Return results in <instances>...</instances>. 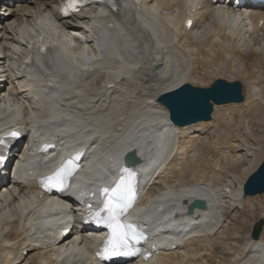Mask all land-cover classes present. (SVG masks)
Instances as JSON below:
<instances>
[{
	"label": "bare ground",
	"instance_id": "bare-ground-1",
	"mask_svg": "<svg viewBox=\"0 0 264 264\" xmlns=\"http://www.w3.org/2000/svg\"><path fill=\"white\" fill-rule=\"evenodd\" d=\"M7 1L0 7L4 9L0 12V49L11 52L9 59L13 63L18 48L11 50V45L17 36L25 38L29 34L28 28L20 27V22L32 21L41 5L50 7L55 0ZM123 1L124 8L128 0ZM181 2L159 1L157 12L164 18L160 26L166 31L161 38L140 30L123 45L122 52H103V59L96 62L82 54L84 60L74 68L62 56L57 58L59 67L64 69L62 74L74 81V89L58 99V112L54 116L66 121L65 125L62 123L59 129L44 134L42 126L35 124L32 140L36 145L51 143V147L46 153L31 155L17 169L16 178L9 180V191L19 180L30 184L33 176L44 172L54 152L59 148L63 153L72 152L76 143L82 141V132L91 129V136L122 138L120 149L126 142V148L134 147L144 157L138 169L139 197L151 204L149 213L141 217V225L149 231L146 245L161 253L159 264H264V227L258 240L250 237L249 229L243 244L231 238L233 233L226 235L234 213L246 214L242 185L264 157V23L259 24L264 11L242 10L233 16L204 6L201 14H197L195 29L184 31L174 18ZM7 10L12 11L10 16H5ZM122 11L117 13L116 20L127 31L135 25V19L130 9ZM98 15L97 24L109 20L100 11ZM35 23L51 31L43 18ZM79 29L76 25L68 27L70 32ZM98 36L101 38L99 30ZM119 54L125 55L123 63L116 61ZM0 68L11 84L9 99L24 100L29 93L18 83L26 81L25 69L17 65L5 68L1 58ZM213 77L240 80L244 100L215 104L208 121L184 126L171 124L168 110L157 101V95L183 80L205 86ZM42 80L46 88L51 86L46 73H42ZM106 82L115 85L108 87ZM6 112H0V137L9 130ZM148 112L152 114L146 116ZM236 113L245 118L244 136L237 135V131L235 136H229L223 128L226 119ZM31 126V121L23 117L12 123L11 128L27 133ZM209 137L212 141L206 142ZM120 152L119 149L111 152L108 159L117 158ZM243 159L251 164L242 173H229L233 180L222 183L220 172L224 165L236 166ZM111 166L106 163L103 166L106 174ZM98 174L101 172L97 177ZM234 180L237 186L232 185ZM69 191L66 190V195L74 193ZM161 193L164 195L156 201ZM195 196L207 200V210L197 212L198 217L182 214L174 217L181 207L180 200ZM68 200L72 203V199ZM4 203L0 200V264H75L90 260L82 246L70 250L61 247L62 241L71 238L70 220L74 216L61 205L46 207L38 198L20 213L10 205L9 215ZM163 203L169 204V209L160 212ZM173 217L175 223H171ZM258 218H264V211ZM168 229L171 232L166 236L157 233Z\"/></svg>",
	"mask_w": 264,
	"mask_h": 264
},
{
	"label": "snow or ice",
	"instance_id": "snow-or-ice-1",
	"mask_svg": "<svg viewBox=\"0 0 264 264\" xmlns=\"http://www.w3.org/2000/svg\"><path fill=\"white\" fill-rule=\"evenodd\" d=\"M86 0H64L61 6L62 15H70L79 11V8ZM189 26L191 22H188ZM37 44L43 45L42 38ZM43 52V46L40 48ZM227 85L212 84L209 86V92L226 88ZM207 93L184 94L181 92L174 93L168 97L167 104L173 108L178 115L194 110L204 105L207 99ZM12 137L17 133L10 134ZM4 145V141L0 139V146ZM76 157L69 158L59 165L50 175L41 179L40 183L43 187L51 190L53 188L59 191H65L69 187L68 181L77 170ZM4 157H0V163L4 162ZM137 172L129 166L119 168L115 179L110 187L100 189L102 206L98 210L93 211L92 206H88V214L86 220H91L98 226L107 229V235L101 238L100 246L96 252V256L101 259H112L117 257L134 256L139 252L137 247L146 236L138 229L136 224L124 217L134 207L136 200V184ZM147 259V257H145Z\"/></svg>",
	"mask_w": 264,
	"mask_h": 264
},
{
	"label": "water",
	"instance_id": "water-1",
	"mask_svg": "<svg viewBox=\"0 0 264 264\" xmlns=\"http://www.w3.org/2000/svg\"><path fill=\"white\" fill-rule=\"evenodd\" d=\"M212 84L227 85L226 88L209 92V86H196L189 82H184L179 86L161 93L158 97V101L163 103L169 110L170 119L178 125L191 124L200 120H209L211 118V112L213 111V103L224 104L230 102H241L244 99L242 93V84L240 81H228L223 78L216 79ZM211 84V85H212ZM181 92L184 94H199L207 93V99L203 106L194 110L188 111L184 114L178 115L175 110L168 106L167 99L174 93ZM212 100V102H211ZM142 159L136 155L135 151L129 152L125 161L128 164L135 165ZM264 192V159L260 162L256 170L249 175L244 184V194H257ZM184 203L187 207V213L196 215V210L206 208L207 202L203 198L184 199ZM264 220L261 218L259 223L253 228L252 237L257 239L262 229Z\"/></svg>",
	"mask_w": 264,
	"mask_h": 264
},
{
	"label": "rangeland",
	"instance_id": "rangeland-1",
	"mask_svg": "<svg viewBox=\"0 0 264 264\" xmlns=\"http://www.w3.org/2000/svg\"><path fill=\"white\" fill-rule=\"evenodd\" d=\"M209 79L206 81L207 85L210 84L216 78L213 77ZM241 116L243 115H241L240 113H236V114H232V116L228 120L226 119V122L224 123L223 128L224 130L228 131L227 133L230 134L229 136H235L234 135L235 131H237L236 134L239 136H242L244 134V129L242 125L244 124L243 122L245 121V118H242ZM239 136H236V137H239ZM208 141H212V137H209V139H207L206 142ZM250 162L251 161H249L248 159L247 160L243 159L236 166H234L235 164H233L232 166H234V168L230 166V163H228L227 165H224L225 167L222 168L223 171L220 172V178H221L222 183H227L226 181L228 180V178L233 180L232 177H228V176L231 175V173H236V174L242 173V171L251 164ZM221 165L223 166V164ZM232 183H233L232 184L233 186H237V182L235 180ZM245 202L247 206L246 214H244L243 216L240 211L238 212L236 211L234 213L233 218L231 219L232 225H229L227 234H226L227 236H229V233L230 235L233 233L231 235L232 236L231 238L239 239L238 243L240 244L244 243V239H246V233L250 229V225L252 224V222L254 220L256 221L261 211H264V193L257 194L254 196H246ZM262 236L264 239V235Z\"/></svg>",
	"mask_w": 264,
	"mask_h": 264
}]
</instances>
